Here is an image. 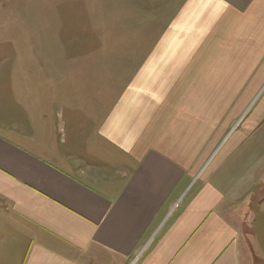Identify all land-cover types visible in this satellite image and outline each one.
<instances>
[{"label":"crops","instance_id":"1","mask_svg":"<svg viewBox=\"0 0 264 264\" xmlns=\"http://www.w3.org/2000/svg\"><path fill=\"white\" fill-rule=\"evenodd\" d=\"M135 18L18 62L38 74L27 127L0 129V264H264V0Z\"/></svg>","mask_w":264,"mask_h":264},{"label":"rangeland","instance_id":"2","mask_svg":"<svg viewBox=\"0 0 264 264\" xmlns=\"http://www.w3.org/2000/svg\"><path fill=\"white\" fill-rule=\"evenodd\" d=\"M137 9L138 0H0V129H7L14 133L18 130L22 133L23 127H27L22 117L23 75H27L28 71L33 69L31 74H38L35 71L38 68L23 67L18 62L39 60L44 46L58 43L57 39L64 43L71 42L73 35L70 31L73 29L86 30L88 26L96 29L110 27L114 28L113 30H116L118 26L125 28V23L136 20ZM145 11H150V8ZM145 11L139 10L138 18L142 16V12L145 14ZM101 37V35L94 36L96 42L101 40ZM131 37L133 38L127 31L128 42ZM81 41L83 40L79 39V42ZM10 60L15 61L16 65L6 66L5 62ZM68 69L75 74L88 76L87 67ZM8 70H12L16 78L15 90L10 92L11 94L8 93L7 83L3 81ZM31 84L32 86L27 90L35 87V91L38 92V81ZM258 95L254 104L256 114L261 110L262 102L264 105V88ZM37 101L38 99L35 98V105ZM29 117L33 119V116ZM36 122H40L37 116ZM263 133V128L256 130L255 136L258 137ZM260 138H264V134ZM60 149L62 153L70 155L76 148L63 146ZM217 153L214 152L213 158ZM256 264L259 263L256 262Z\"/></svg>","mask_w":264,"mask_h":264}]
</instances>
